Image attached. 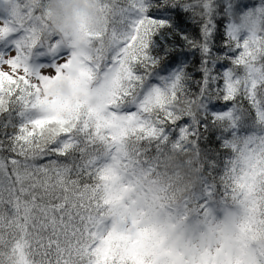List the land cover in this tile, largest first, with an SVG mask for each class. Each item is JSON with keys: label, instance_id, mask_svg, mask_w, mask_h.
<instances>
[{"label": "snow or ice", "instance_id": "1", "mask_svg": "<svg viewBox=\"0 0 264 264\" xmlns=\"http://www.w3.org/2000/svg\"><path fill=\"white\" fill-rule=\"evenodd\" d=\"M5 3L0 264H264V0H100L105 28L86 50L46 36L45 0ZM177 10L199 25L184 38L201 56L197 92L183 70L159 85L145 71ZM37 49L51 71L33 68ZM61 79L85 100L51 95ZM170 155L200 173L195 202L177 197Z\"/></svg>", "mask_w": 264, "mask_h": 264}, {"label": "clouds", "instance_id": "2", "mask_svg": "<svg viewBox=\"0 0 264 264\" xmlns=\"http://www.w3.org/2000/svg\"><path fill=\"white\" fill-rule=\"evenodd\" d=\"M47 11L48 33L55 34L66 44H71L79 38L82 49L89 47L86 34H96L102 32L105 28V13L101 11L100 0H45ZM236 26L241 31H247L250 27V21L246 13H237L233 17ZM50 94L59 99L70 100L73 104L76 100H85V97H76L72 83L68 79L57 81L51 88ZM178 108L188 107L187 102L181 100ZM195 112V106H192ZM190 155L194 156L192 152ZM180 157L170 155L166 161L168 170L176 179L175 173L179 172L182 179L178 180L179 191L177 197H183L191 194L199 188L201 176L200 173L188 169L181 164Z\"/></svg>", "mask_w": 264, "mask_h": 264}, {"label": "trees", "instance_id": "3", "mask_svg": "<svg viewBox=\"0 0 264 264\" xmlns=\"http://www.w3.org/2000/svg\"><path fill=\"white\" fill-rule=\"evenodd\" d=\"M238 2H242L244 9L247 10L256 6L260 0H238ZM2 8L4 7L0 5V20H6L9 18L10 11H6V8ZM175 16L178 28H174L173 31L167 32L166 35H160L158 33L153 37L150 46V54L156 59L157 63L155 66L145 71L147 72L149 82L159 85L158 80L160 77L166 79L172 72L175 74L183 70L192 77L188 82L189 87L193 92H197L199 90V85L196 81L201 79V73L197 71L201 56L199 50L190 48L184 38L191 37L199 39V25L193 22L190 18V13L177 10ZM220 22L224 23L223 20ZM217 44H219V38H217ZM161 45H163V47H161ZM217 51H222V49L218 48ZM55 58V55L37 49L31 64H44V61L48 60L47 62H51ZM244 106L246 108L248 107L246 102ZM216 107L220 108L221 105L217 104ZM2 119L3 117H0V120ZM201 146L216 147L217 142L215 140V133L209 134V140L207 142H202ZM198 193L199 188L190 194L194 202ZM222 213L223 212H220L219 214Z\"/></svg>", "mask_w": 264, "mask_h": 264}, {"label": "rangeland", "instance_id": "4", "mask_svg": "<svg viewBox=\"0 0 264 264\" xmlns=\"http://www.w3.org/2000/svg\"><path fill=\"white\" fill-rule=\"evenodd\" d=\"M0 5H1V7L6 8L5 9L6 11H10V6L5 3V0H0ZM4 8H2V9H4ZM0 26H2V24H0ZM47 61H44V64L43 63H38V64H32V66H33V68L39 69L40 71H46V72L47 71H51V65L54 63L55 59H53L51 62L50 61L47 62ZM4 70L5 71H8L9 69L7 67H5ZM173 75H174V72H172L171 74H169L166 77V79L164 77H160V79L158 80V83L161 84L162 81L167 80L168 78L172 77ZM217 218L218 219H223V213L222 214H218Z\"/></svg>", "mask_w": 264, "mask_h": 264}]
</instances>
